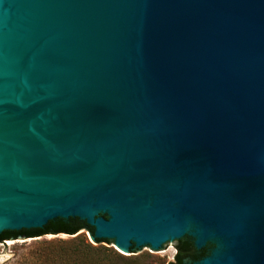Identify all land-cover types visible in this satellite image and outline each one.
Returning a JSON list of instances; mask_svg holds the SVG:
<instances>
[{"label": "water", "instance_id": "obj_1", "mask_svg": "<svg viewBox=\"0 0 264 264\" xmlns=\"http://www.w3.org/2000/svg\"><path fill=\"white\" fill-rule=\"evenodd\" d=\"M0 12V232L77 216L131 253L193 229L220 246L195 264H264V0Z\"/></svg>", "mask_w": 264, "mask_h": 264}, {"label": "trees", "instance_id": "obj_2", "mask_svg": "<svg viewBox=\"0 0 264 264\" xmlns=\"http://www.w3.org/2000/svg\"><path fill=\"white\" fill-rule=\"evenodd\" d=\"M107 217L106 214H102ZM89 231L94 235V227L84 219L77 216L68 218L56 217L47 221L41 227L6 229L0 232V243L7 240L18 239L20 237H39L48 233H65L73 236L75 245L71 248L63 247L55 258V262L60 264H154L155 257L149 253H138L123 255L113 248H108L102 244L93 245L83 237L80 231ZM96 242H106V238H94ZM212 244L207 243L202 248L197 249L192 238L185 235L178 239L176 251L170 261H160L159 264H187L196 262L207 256ZM159 260V259H158Z\"/></svg>", "mask_w": 264, "mask_h": 264}, {"label": "rangeland", "instance_id": "obj_3", "mask_svg": "<svg viewBox=\"0 0 264 264\" xmlns=\"http://www.w3.org/2000/svg\"><path fill=\"white\" fill-rule=\"evenodd\" d=\"M83 237L93 245L102 244L108 248H113L115 251L123 254H138L149 253L155 257L154 264H159L160 261H170L176 251V244L178 239H171L167 246L162 251L161 249L149 248L143 250L142 247L131 249V253L115 244L114 239H107L106 242L98 243L93 239L89 231H80ZM193 234V229L191 233ZM73 236L65 233L61 234H45L39 237H20L18 239L7 240L0 243V264H60L55 262V258L61 252L63 247L71 248L75 245ZM220 248L219 244L211 247L208 256ZM159 259V260H158ZM187 264H195L187 262Z\"/></svg>", "mask_w": 264, "mask_h": 264}, {"label": "bare ground", "instance_id": "obj_4", "mask_svg": "<svg viewBox=\"0 0 264 264\" xmlns=\"http://www.w3.org/2000/svg\"><path fill=\"white\" fill-rule=\"evenodd\" d=\"M1 2H2V0H0V4H1ZM4 20H5L4 12H0V29H1L2 25L5 24L4 23ZM7 61H9V60H7ZM7 61H6V58L3 59V64H5L6 66H8V63H9ZM6 69L7 68H3V67L0 66V74H2V73H8L9 71H8V69L7 70Z\"/></svg>", "mask_w": 264, "mask_h": 264}]
</instances>
